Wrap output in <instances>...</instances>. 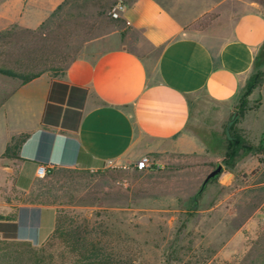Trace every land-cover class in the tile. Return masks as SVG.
I'll return each mask as SVG.
<instances>
[{"label": "rangeland", "instance_id": "1", "mask_svg": "<svg viewBox=\"0 0 264 264\" xmlns=\"http://www.w3.org/2000/svg\"><path fill=\"white\" fill-rule=\"evenodd\" d=\"M131 1L66 0L38 29L17 24L1 29L0 67L54 78L68 75L99 50L119 44L116 27L121 18L112 12L117 4ZM159 1L178 16L201 15L187 28L211 45L230 34L238 12L264 14V0H206L205 5L204 0ZM215 21L221 31H213ZM258 70L264 73V45L253 73ZM252 74L231 103L216 104L200 93L192 127L203 136L207 149L154 156L161 161L160 168H53L25 193L12 184L17 160L0 159V214L14 213L25 202L53 205L64 223L90 224L132 264H264V152L244 155L231 169L234 174L227 184L215 177L203 187L219 164L227 168L225 132L231 123L251 144L264 145V74L241 114ZM9 81L22 79L0 75V90ZM0 264L89 263L82 262L61 237L35 246L0 234Z\"/></svg>", "mask_w": 264, "mask_h": 264}, {"label": "crops", "instance_id": "2", "mask_svg": "<svg viewBox=\"0 0 264 264\" xmlns=\"http://www.w3.org/2000/svg\"><path fill=\"white\" fill-rule=\"evenodd\" d=\"M65 1L3 0L0 30L12 24L38 29ZM125 6L116 46L99 50L61 78L41 73L26 83L3 84L0 157L13 137L29 134L19 151L21 159L9 168L18 190H32L41 164L97 171L132 163L144 154L203 152L207 142L192 127L200 93L216 104L231 103L253 73L264 45L263 13L238 12L230 34L211 45L187 28L201 15L178 16L159 0H132ZM214 24L213 31H221L218 21ZM54 81L60 84L54 86L52 102L61 111L52 116L57 125L45 126ZM72 87L87 90L83 101L82 92ZM18 207L17 239L35 246L45 243L56 226V207Z\"/></svg>", "mask_w": 264, "mask_h": 264}, {"label": "trees", "instance_id": "3", "mask_svg": "<svg viewBox=\"0 0 264 264\" xmlns=\"http://www.w3.org/2000/svg\"><path fill=\"white\" fill-rule=\"evenodd\" d=\"M61 6V5H60ZM59 6V7H60ZM58 7V8H59ZM258 55L255 61V67L257 66ZM41 73H31L23 74L19 73L13 69L0 67V75L10 76L14 78L22 79L23 83L29 82L32 79L38 77ZM263 72L261 70L256 71L252 74L246 87L244 96L242 97V102L240 105L241 114L244 115L246 110V98L253 91V89L262 82ZM60 84V82H53V91L49 96V103L47 104L44 117L43 125L48 126L52 124L54 111H61V107L54 104L53 92L54 86ZM80 90L82 92V101L85 98L87 90L80 89L78 87H72V91ZM68 104L71 105L72 102V92L69 95ZM79 114V113H78ZM60 115V114H59ZM58 122V121H56ZM76 128V126H75ZM29 137L28 133L21 134L12 138L11 142L6 147L5 152L0 157V159L8 160H20V148L22 144ZM225 140L227 144L224 164L227 168L233 169L237 166L239 160L249 153H263L264 145L260 144L255 146L251 144L244 135H242L240 129L236 126V123H231L225 132ZM11 167L12 165H6ZM50 171V169H49ZM31 204H38L34 202H25ZM41 204V203H40ZM19 207H16V211L10 214H0V234L4 239H17L16 230L18 228L17 211ZM61 237L65 239L72 250L78 255L82 262L89 264H132L131 259H126L121 252H117L116 247H111L104 238L99 234L95 233L93 227L90 224H75L64 223L57 214L56 226L52 234L48 239H54ZM47 239V240H48ZM29 244H31L29 242ZM33 245V244H32Z\"/></svg>", "mask_w": 264, "mask_h": 264}, {"label": "built area", "instance_id": "4", "mask_svg": "<svg viewBox=\"0 0 264 264\" xmlns=\"http://www.w3.org/2000/svg\"><path fill=\"white\" fill-rule=\"evenodd\" d=\"M125 4H117L113 9V16L116 18L122 17L123 12L125 11ZM126 165H133L137 169H154V168H160L162 166V163L160 160L156 159L154 156L150 154H144L137 160L133 161L132 163L125 164ZM122 166V165H121ZM50 167L46 164H41L38 167L37 170V176L38 178H43L46 176L48 170Z\"/></svg>", "mask_w": 264, "mask_h": 264}, {"label": "water", "instance_id": "5", "mask_svg": "<svg viewBox=\"0 0 264 264\" xmlns=\"http://www.w3.org/2000/svg\"><path fill=\"white\" fill-rule=\"evenodd\" d=\"M233 171L229 168H224L223 164H219L215 169H213L205 178L203 182V187L212 178L218 177V181L222 184H227L229 179L233 176Z\"/></svg>", "mask_w": 264, "mask_h": 264}]
</instances>
